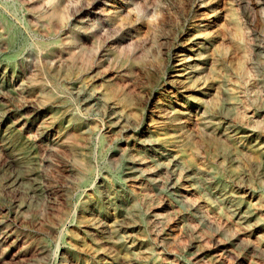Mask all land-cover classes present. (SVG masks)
Segmentation results:
<instances>
[{
  "label": "rangeland",
  "instance_id": "obj_1",
  "mask_svg": "<svg viewBox=\"0 0 264 264\" xmlns=\"http://www.w3.org/2000/svg\"><path fill=\"white\" fill-rule=\"evenodd\" d=\"M135 1L0 0V264H264V0Z\"/></svg>",
  "mask_w": 264,
  "mask_h": 264
},
{
  "label": "bare ground",
  "instance_id": "obj_2",
  "mask_svg": "<svg viewBox=\"0 0 264 264\" xmlns=\"http://www.w3.org/2000/svg\"><path fill=\"white\" fill-rule=\"evenodd\" d=\"M131 2L133 4H137V2L135 0H131ZM122 8V7H121ZM48 19V18H46ZM2 20V19H1ZM5 21V20H4ZM46 21V20H45ZM41 21V20H38V19H35L32 21V24H34V26L36 27H40L43 29V33H44V36H47L48 38H51L52 40L55 39V30H54V25L52 26L50 23H48L47 21ZM58 25L55 26V28H57ZM0 29L2 31H6L7 27H6V24L5 23H1L0 22ZM6 34V33H4ZM44 41V40H43ZM56 44L58 43H55V44H52V43H43L40 45H38V54L40 55L41 58H43L44 60L46 61H50V60H54V59H62L64 56H62V54H60L59 52H57L55 49H53L54 45L56 46ZM73 51L74 50H71L69 51L68 50V54H67V58L70 57L69 59L70 60H73L75 59L74 55H73ZM187 57L189 56H184L183 58H181L179 61H178V65L177 67H182L183 64H185V60H187ZM191 66V64H189ZM84 66H87V63L83 64L82 63V67ZM57 86V85H56ZM59 87V86H58ZM56 92V91H55ZM65 93V92H64ZM61 94V93H60ZM61 97V96H60ZM62 98V97H61ZM90 98V97H89ZM103 99V98H102ZM98 101V99L96 98H93L92 99V102H96ZM103 101V100H102ZM117 113V115L119 117H122L121 114H122V111H119V112H115ZM81 118V117H80ZM83 118V117H82ZM81 118V119H82ZM125 120V119H124Z\"/></svg>",
  "mask_w": 264,
  "mask_h": 264
}]
</instances>
